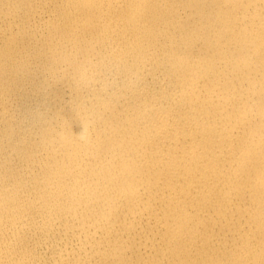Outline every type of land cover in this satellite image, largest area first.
<instances>
[{"label": "bare ground", "instance_id": "1", "mask_svg": "<svg viewBox=\"0 0 264 264\" xmlns=\"http://www.w3.org/2000/svg\"><path fill=\"white\" fill-rule=\"evenodd\" d=\"M0 264H264V0H0Z\"/></svg>", "mask_w": 264, "mask_h": 264}]
</instances>
